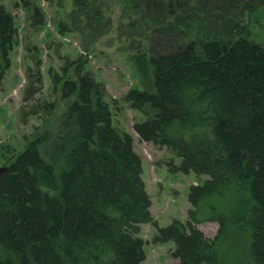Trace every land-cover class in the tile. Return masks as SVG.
Segmentation results:
<instances>
[{
    "label": "trees",
    "instance_id": "trees-1",
    "mask_svg": "<svg viewBox=\"0 0 264 264\" xmlns=\"http://www.w3.org/2000/svg\"><path fill=\"white\" fill-rule=\"evenodd\" d=\"M96 1L74 0V13ZM198 1H121L134 29L160 12L158 21L175 18L182 37L133 56L142 87L126 100L147 115L134 129L177 152L181 171L208 175L190 188L186 222L159 227L157 238L174 240V264H219L232 253L264 264V44L231 31L193 37V17L179 28ZM33 11L44 23L40 6ZM16 33L0 0V81ZM54 81L71 103L0 169V264H141V224L155 220L134 138L113 125L105 86L89 71L78 66ZM205 220L218 222L214 238L197 227Z\"/></svg>",
    "mask_w": 264,
    "mask_h": 264
},
{
    "label": "rangeland",
    "instance_id": "rangeland-1",
    "mask_svg": "<svg viewBox=\"0 0 264 264\" xmlns=\"http://www.w3.org/2000/svg\"><path fill=\"white\" fill-rule=\"evenodd\" d=\"M30 1L43 10L44 23H34L33 6L23 0H1L15 17L17 33L10 67L0 81V169L32 138L57 125L73 97H63V81L56 83L55 75L63 80L73 77L81 66L105 86L113 125L132 134L134 149L142 159V177L155 221L141 224L139 235L146 252L141 264L176 263L174 240L160 241L158 228L176 219L186 222L190 188L208 175L181 171L177 168L181 157L172 148L140 140L134 123L147 115L126 100L131 89L142 87L133 56L147 47L160 51L175 44V18L163 24L158 21L160 12L148 14L146 27L136 30L130 25L131 13H124L122 0H97L95 13L82 7L77 14L74 0ZM184 20L193 26V37L231 31L264 44V0H199L193 13H184L176 21L179 28L187 25ZM197 227L214 238L219 224L205 220ZM237 257L232 253L219 264H245Z\"/></svg>",
    "mask_w": 264,
    "mask_h": 264
}]
</instances>
